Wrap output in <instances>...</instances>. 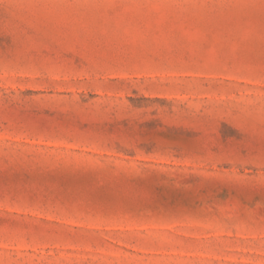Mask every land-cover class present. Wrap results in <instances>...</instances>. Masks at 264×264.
<instances>
[{
  "label": "rangeland",
  "instance_id": "obj_1",
  "mask_svg": "<svg viewBox=\"0 0 264 264\" xmlns=\"http://www.w3.org/2000/svg\"><path fill=\"white\" fill-rule=\"evenodd\" d=\"M0 264H264V0H0Z\"/></svg>",
  "mask_w": 264,
  "mask_h": 264
}]
</instances>
